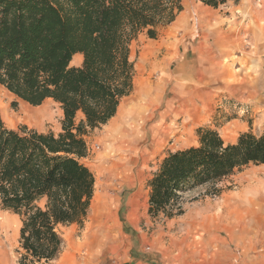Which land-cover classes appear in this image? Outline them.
I'll use <instances>...</instances> for the list:
<instances>
[{
  "label": "rangeland",
  "instance_id": "374dc122",
  "mask_svg": "<svg viewBox=\"0 0 264 264\" xmlns=\"http://www.w3.org/2000/svg\"><path fill=\"white\" fill-rule=\"evenodd\" d=\"M263 3L230 0L214 8L182 0L183 11L171 24L159 26L156 37L143 30L132 40L134 86L121 102L138 94L141 80L158 82L163 69L167 78L152 91L160 92L159 99L118 151L104 143L103 126L92 130L86 138L88 155L81 159L98 177L93 199L97 192L104 197L110 192L121 200L115 213L120 239L97 242L107 231L115 232L114 212L91 229L98 209H90L83 226L60 228L64 242L53 264H264V164L236 172L217 184L218 191L206 186L187 194L181 215L148 214L150 178L168 152L198 145L199 129H215L227 143L242 132L264 131V65L249 59L260 29L254 12ZM189 12L194 28L177 22ZM189 42L197 50L185 57ZM0 111L10 128L62 131L63 110L52 99L33 106L0 85ZM132 198L134 211L127 203ZM21 226V217L0 204V264H17Z\"/></svg>",
  "mask_w": 264,
  "mask_h": 264
},
{
  "label": "trees",
  "instance_id": "16d2710c",
  "mask_svg": "<svg viewBox=\"0 0 264 264\" xmlns=\"http://www.w3.org/2000/svg\"><path fill=\"white\" fill-rule=\"evenodd\" d=\"M199 1L219 8L230 0ZM182 11V0H0V85L33 106L52 99L63 110L58 134L10 128L0 111V204L22 219L17 264H53L60 228L85 223L96 182L81 161L86 138L133 90L132 40L143 30L156 37ZM77 53L83 63L71 66ZM198 136V145L168 152L150 178L151 217L181 215L187 194L218 191L236 172L264 164V131L233 143L211 128Z\"/></svg>",
  "mask_w": 264,
  "mask_h": 264
},
{
  "label": "crops",
  "instance_id": "0c3cea01",
  "mask_svg": "<svg viewBox=\"0 0 264 264\" xmlns=\"http://www.w3.org/2000/svg\"><path fill=\"white\" fill-rule=\"evenodd\" d=\"M191 18L192 15L189 13H184L183 15H181L177 22H179V20L182 19L181 23H184L187 28H194L195 26V21H193L194 23H191ZM254 18H255V22L254 24L257 27H260V29L257 31V34L255 35V39L253 40V44H254V50L252 54H249V59L251 61H254L257 63V61L260 62V65H264V22H262L264 20V3L261 5V7L257 10H255L254 12ZM195 20V17L193 18ZM176 22V23H177ZM180 23V24H181ZM263 23V24H262ZM263 30V31H262ZM256 33V31L254 32V34ZM185 52H184V56L188 57L189 54H191L193 51L196 52L197 49H195L194 44L192 42H189V44L185 45L184 47ZM244 54V52H243ZM82 55L81 53H77L74 55L73 60L71 62V66H76L79 67L82 65L83 63V59H82ZM158 63V62H157ZM155 63V64H157ZM257 65V64H256ZM162 74L161 77L158 79V82H154V86L157 87L158 90V86L161 88L163 85V82L166 80L167 75L165 73V71L163 69H161ZM262 76L264 78V69L261 72ZM160 84V85H159ZM190 89H193L192 87H187ZM195 90V89H193ZM205 91V89H199L198 91ZM159 93L158 92L156 95L154 94L153 97V101H151V99L149 98L148 100L145 101L144 97H139V95L134 94L132 96V100L129 103H132V106L130 108L126 107V111L123 114L122 110H121V105L123 104V102L120 103L118 111L116 113L115 116H113L108 122L107 124L103 125L104 127V134H103V141L106 144V146L109 148V150H111L112 152L118 151L119 148L123 145V143H126V141L129 139V136L134 134L137 129H138V125L139 123H141V119L145 120L146 118V114L147 111L153 107L158 99H159ZM127 102L126 105H128L129 103ZM84 115L82 113L79 114V118H83ZM132 119V121L129 122V120ZM140 120V121H139ZM98 180V177L96 178V182ZM95 182V184H97ZM98 193V192H97ZM110 193V192H109ZM107 194L106 197H104L102 194H100V197L98 199V203H100V213L96 216L95 221H93L91 224V229H95V226L98 225V221H101L104 217L108 218L111 217L113 215L114 212V222L115 224L113 225V227L115 228V232H108L107 234L104 235L103 237H100L97 239V242H102L103 240L108 241L110 244L113 242H116L117 240L120 239V229H119V221L116 220L115 218V213L118 211H120L121 208V200H118L117 197L115 198L113 195L111 194ZM95 198V196H94ZM94 200V199H93ZM109 200V201H108ZM97 202V201H96ZM96 202L91 203L90 209L91 211L98 209L97 206H95L93 208V205H95ZM136 199L132 198L129 199V201L127 202L129 206L132 207V211L135 210V208H133L136 204ZM120 207V208H119ZM99 211V210H97ZM129 217V214H128ZM113 228V230H114ZM89 238H95V235H90ZM124 240V237L122 239V241ZM131 260V259H130ZM132 262H130L129 264H143L140 261H136V260H131Z\"/></svg>",
  "mask_w": 264,
  "mask_h": 264
},
{
  "label": "bare ground",
  "instance_id": "6f19581e",
  "mask_svg": "<svg viewBox=\"0 0 264 264\" xmlns=\"http://www.w3.org/2000/svg\"><path fill=\"white\" fill-rule=\"evenodd\" d=\"M149 46H147V48H148ZM149 49H150V47H149ZM152 49V48H151ZM153 53V52H152ZM82 59H83V55H82ZM151 62V61H150ZM154 64V63H153ZM155 65H157V67H159L158 65L159 64H155ZM167 70V69H166ZM148 74V73H147ZM156 83V82H155ZM154 82H152V83H147L146 82V80H141V82H139V91H138V95H139V97H144V96H148L150 99H151V101H153L154 99H153V97L152 96H154L153 94H152V91L153 92H155V90L157 89L153 84H155ZM159 83V82H158ZM157 84V83H156ZM160 85V84H159ZM158 89H159V86H158ZM157 93H155V95H156ZM127 102H123V104L121 105V110H122V112H123V114L125 113V111H126V107H127ZM251 183V182H250ZM264 191V190H263ZM247 192V191H246ZM251 192V191H250ZM256 192V191H255ZM254 192V193H255ZM248 193H249V191H248ZM260 193V192H259ZM254 195V194H253ZM256 195V194H255ZM99 197H100V193L98 192V193H96L95 194V198H94V200H93V202H96L95 203V205H93V208L95 207V206H97L98 207V212L100 213V203H98V199H99ZM98 213V214H99ZM1 252V251H0ZM4 256V255H3ZM88 263V262H87Z\"/></svg>",
  "mask_w": 264,
  "mask_h": 264
}]
</instances>
